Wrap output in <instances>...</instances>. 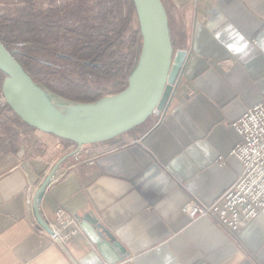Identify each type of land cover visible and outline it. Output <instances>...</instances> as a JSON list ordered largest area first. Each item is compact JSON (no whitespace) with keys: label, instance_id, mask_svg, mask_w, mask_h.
<instances>
[{"label":"crops","instance_id":"0c3cea01","mask_svg":"<svg viewBox=\"0 0 264 264\" xmlns=\"http://www.w3.org/2000/svg\"><path fill=\"white\" fill-rule=\"evenodd\" d=\"M162 2L175 49L188 52L168 107L76 165L72 140L24 123L0 158V264H264V208L238 231L182 210L243 170L232 123L264 99V0ZM60 209L80 224L63 244L42 231ZM89 213L123 259L109 262L83 230Z\"/></svg>","mask_w":264,"mask_h":264},{"label":"rangeland","instance_id":"374dc122","mask_svg":"<svg viewBox=\"0 0 264 264\" xmlns=\"http://www.w3.org/2000/svg\"><path fill=\"white\" fill-rule=\"evenodd\" d=\"M0 24L5 27L0 30L2 38L14 53L24 55L31 71L37 72L38 84L69 118L78 117L77 105L93 102L86 99L88 92L79 84L83 83L78 71L62 57H71L78 45L97 46V55L85 60L87 66L120 61L132 51L140 28L133 0H0ZM23 43H33L36 48L22 51ZM86 72L87 83L102 88V99L112 98L123 89L119 70L118 81L101 79L87 68ZM4 78L0 70V158L19 141L24 125L5 100ZM153 117L137 129L148 126Z\"/></svg>","mask_w":264,"mask_h":264},{"label":"water","instance_id":"95a60500","mask_svg":"<svg viewBox=\"0 0 264 264\" xmlns=\"http://www.w3.org/2000/svg\"><path fill=\"white\" fill-rule=\"evenodd\" d=\"M133 2L142 33L139 61L128 85L97 116L78 115L73 119L61 113L0 39V70L5 74L2 92L7 104L24 123L78 144L101 143L134 132L152 115L166 110L188 52L175 49L162 0ZM81 226L109 262L126 256L115 234L93 213L84 216Z\"/></svg>","mask_w":264,"mask_h":264},{"label":"built area","instance_id":"2783aa9c","mask_svg":"<svg viewBox=\"0 0 264 264\" xmlns=\"http://www.w3.org/2000/svg\"><path fill=\"white\" fill-rule=\"evenodd\" d=\"M232 125L240 133L241 139L231 153L242 160V172L234 184L214 201L205 203L192 200L185 203L182 210L190 219L208 216L232 231H238L264 208V99L248 108ZM97 144L73 142V155L76 159L74 165L93 162L96 156L108 147L103 149ZM34 193L33 189L31 197L35 196ZM44 222L42 231H47L51 239L60 244L65 243L70 234L80 230L78 218L61 209L57 211L55 220ZM69 224L75 225L71 233L62 232L61 229Z\"/></svg>","mask_w":264,"mask_h":264},{"label":"trees","instance_id":"16d2710c","mask_svg":"<svg viewBox=\"0 0 264 264\" xmlns=\"http://www.w3.org/2000/svg\"><path fill=\"white\" fill-rule=\"evenodd\" d=\"M4 28L5 27L1 26V24H0V30H2V29L4 30ZM137 35H138V38L136 39V42L134 43V46L132 47V51H130V53L127 56H122L120 61H118V59L112 60L109 62H100L99 61L100 63H98V64L95 63L94 65L87 66L85 64V60L87 58L92 59V56L97 55V52H98L97 46H94V47H90V46L85 47L84 46V47H82V46L78 45V47H76L74 49V52H73L71 57H65V58L62 57V60H64V63H67L66 61L71 62L72 65L74 66V68L78 71V73L81 77V81H79V82H82L85 85H83L81 83H79V84L82 86H85V88L87 89L86 92H88V97H86V99L88 101L95 102V101L101 99L103 97V95H102L103 92H101L102 88L101 89L95 88V87H92L91 85H89L87 83L86 68L89 70V72L97 74L98 77H100L101 79L117 80V81H118V70H119L121 73V83L123 85V89L128 85L129 77L131 76L134 69L136 68L138 61H139L140 53H141L142 33H141L140 28H138ZM0 39L10 49V51L14 54V56L23 64L24 68L31 75V77L38 83V79H37V75H36L37 72L31 71L28 63L25 62L24 55L23 54L18 55L16 53H14L11 50L8 43L6 42V40H4L1 35H0ZM12 42H13L12 44H16V43H14L13 40H12ZM20 47H21L22 51H28V52L32 51L31 48H36V47H34L33 43H31L30 45L23 43L20 45ZM89 50H91V51H89ZM95 62H98V61H95ZM122 90H120V91H122ZM120 91H117V93ZM91 94H94V95H91Z\"/></svg>","mask_w":264,"mask_h":264},{"label":"bare ground","instance_id":"6f19581e","mask_svg":"<svg viewBox=\"0 0 264 264\" xmlns=\"http://www.w3.org/2000/svg\"><path fill=\"white\" fill-rule=\"evenodd\" d=\"M112 99H114V97H112V98H103L99 102L93 103V104L77 105L78 107H77L76 114L78 113L80 116H86V115H89V114H93L94 116L100 115V114L104 113L110 107Z\"/></svg>","mask_w":264,"mask_h":264}]
</instances>
